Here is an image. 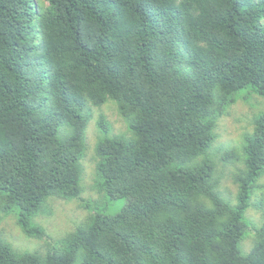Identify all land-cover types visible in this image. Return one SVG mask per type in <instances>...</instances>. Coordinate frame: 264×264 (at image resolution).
<instances>
[{
  "label": "trees",
  "instance_id": "1",
  "mask_svg": "<svg viewBox=\"0 0 264 264\" xmlns=\"http://www.w3.org/2000/svg\"><path fill=\"white\" fill-rule=\"evenodd\" d=\"M46 1L38 14L34 0H0V207L43 236L34 219L47 200L81 195L86 110L108 99L133 137L103 138L97 171L107 199L125 205L58 252L0 241V264H264V223L241 250L264 174V113L245 137L235 206L207 155L234 95L264 97V0Z\"/></svg>",
  "mask_w": 264,
  "mask_h": 264
},
{
  "label": "rangeland",
  "instance_id": "2",
  "mask_svg": "<svg viewBox=\"0 0 264 264\" xmlns=\"http://www.w3.org/2000/svg\"><path fill=\"white\" fill-rule=\"evenodd\" d=\"M38 14L49 8L46 0H34ZM39 32V28H38ZM39 42V41H37ZM264 113V97L247 89L234 95L222 115L218 118L216 139L207 152L214 164V179L222 199L235 206L238 202L240 184L237 178L246 171V158L243 147L245 137L255 129L256 119ZM88 123L85 135V152L81 160L82 192L79 198L67 199L51 197L47 200L43 212L34 223L44 230L41 237L24 232L15 213L0 207V241L8 243L20 253H38L45 255L58 252L64 241L79 227L85 225L97 213L113 216L125 205L124 200L109 201L101 190L96 152L98 143L105 137H124L131 139L133 134L128 121L122 116L116 101L108 99L104 104H88L86 110ZM104 123L106 130L102 128ZM203 159L200 158L201 161ZM264 174L252 191L248 210L245 214L246 233L241 250L248 254L255 242L257 232L264 223Z\"/></svg>",
  "mask_w": 264,
  "mask_h": 264
}]
</instances>
